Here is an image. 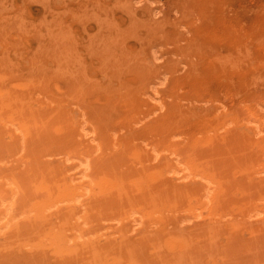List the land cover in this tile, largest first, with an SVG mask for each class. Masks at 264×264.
Listing matches in <instances>:
<instances>
[{"label": "rangeland", "instance_id": "obj_1", "mask_svg": "<svg viewBox=\"0 0 264 264\" xmlns=\"http://www.w3.org/2000/svg\"><path fill=\"white\" fill-rule=\"evenodd\" d=\"M0 264H264V0H0Z\"/></svg>", "mask_w": 264, "mask_h": 264}, {"label": "bare ground", "instance_id": "obj_2", "mask_svg": "<svg viewBox=\"0 0 264 264\" xmlns=\"http://www.w3.org/2000/svg\"><path fill=\"white\" fill-rule=\"evenodd\" d=\"M95 4H96V3H95ZM225 153H226V152H225ZM225 153H224V154H225ZM224 154H223V157H227L228 160H226L227 158H226V159L224 158L225 162H223L222 164H225V166L222 165L221 163H220V164H221L224 168L226 167V169H227L228 167H230V166H231V167L234 166V161H233V162H232V160L230 161V159H231L233 156H230V157H229V155H227V154H225V156H224ZM231 154H232V153H231ZM231 154H230V155H231ZM220 158H221V156H220ZM233 158H234V157H233ZM221 159H222V158H221ZM221 159H218V160H221ZM229 161L232 163V165H230L231 163H230ZM220 162H221V161H220ZM222 166H221V168H223ZM227 166H228V167H227ZM232 168H233V167H232ZM240 240H241V239H240ZM234 241H235V240H234ZM248 245H249V244H248ZM236 246H237V245H236ZM249 247H250V246H249ZM249 249H250V248H249ZM249 249H248V250H249ZM249 251H250V250H249ZM249 251H248V252H249ZM239 252H240V251H239ZM253 252H254V251H253ZM243 254H244V253H243ZM239 262H240V261H239Z\"/></svg>", "mask_w": 264, "mask_h": 264}]
</instances>
